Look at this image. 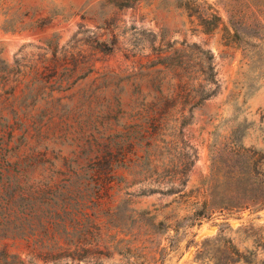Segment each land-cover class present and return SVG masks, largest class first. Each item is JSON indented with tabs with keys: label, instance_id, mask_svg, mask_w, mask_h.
<instances>
[{
	"label": "rangeland",
	"instance_id": "rangeland-1",
	"mask_svg": "<svg viewBox=\"0 0 264 264\" xmlns=\"http://www.w3.org/2000/svg\"><path fill=\"white\" fill-rule=\"evenodd\" d=\"M8 4L27 15L18 31L0 28V251L25 264H91L56 257H98L105 242L153 234L165 264H206L197 244L226 221L235 244L264 264V209L177 237L159 221L183 215L178 195L152 193L181 188L184 176L196 187L212 144L238 126L264 151V67L251 69L223 32L195 30L174 0ZM142 211L156 216V234ZM111 251L104 262L121 263Z\"/></svg>",
	"mask_w": 264,
	"mask_h": 264
},
{
	"label": "trees",
	"instance_id": "trees-1",
	"mask_svg": "<svg viewBox=\"0 0 264 264\" xmlns=\"http://www.w3.org/2000/svg\"><path fill=\"white\" fill-rule=\"evenodd\" d=\"M106 1L118 8H132L144 0ZM8 3L9 0H0V28L6 32H15L24 24L27 14L20 12V8L12 12L13 6ZM174 3L186 13L195 30L208 34L223 32L226 44L240 49L251 69L264 67V0H174ZM245 134L246 128L238 126L232 130L226 142L215 141L212 144L209 171L202 176L196 187L188 189V177L184 176L183 186L179 189L170 187L166 192L152 191L176 193L178 197L174 201L183 212L176 223L162 220L159 224H166L167 231L174 229L178 237L181 229L187 233L189 228L207 221L226 219L246 210L264 209V151L246 145ZM195 163L196 160L187 162L185 168ZM138 214L142 216L140 223L146 222L149 230L156 234V216L150 215L147 218L145 215H149V211ZM219 226L216 235L206 237L197 244L195 260L206 264H257V253L249 249L241 250L228 235L233 230L230 224L225 221ZM248 228L241 225L238 230ZM124 230L125 226H121V231ZM141 230L139 224L138 232ZM257 236L264 240V226L259 229ZM103 246L106 252H100L98 257L85 250L83 253L60 255L56 259L68 257L91 264H106L104 259L113 257L111 248L114 246L121 256L122 262L118 264L166 263L164 255L160 258L156 256L159 246L153 234L144 241L136 237L133 240L120 239L112 246L105 242ZM261 246L264 248V244ZM0 264H25V261L17 254L1 250Z\"/></svg>",
	"mask_w": 264,
	"mask_h": 264
}]
</instances>
